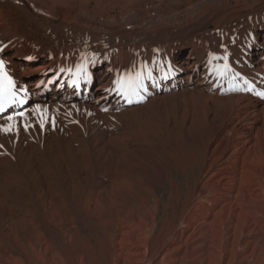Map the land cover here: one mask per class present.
I'll return each instance as SVG.
<instances>
[{"label": "bare ground", "instance_id": "obj_1", "mask_svg": "<svg viewBox=\"0 0 264 264\" xmlns=\"http://www.w3.org/2000/svg\"><path fill=\"white\" fill-rule=\"evenodd\" d=\"M0 57V264H264V0H0Z\"/></svg>", "mask_w": 264, "mask_h": 264}, {"label": "rangeland", "instance_id": "obj_2", "mask_svg": "<svg viewBox=\"0 0 264 264\" xmlns=\"http://www.w3.org/2000/svg\"><path fill=\"white\" fill-rule=\"evenodd\" d=\"M42 32H46V31H42ZM50 33V32H49ZM177 36V35H176ZM64 39V37L63 38H60V39H58V40H61V44L62 45H66L65 44V40H63ZM47 40V41H46ZM57 39H54V38H51L50 37V34H49V37H48V39H45L44 37H43V39H40V40H38V41H35V43L36 44H38V45H43V44H47V43H55V42H57L58 41ZM69 41H72V40H69ZM69 43V42H68Z\"/></svg>", "mask_w": 264, "mask_h": 264}, {"label": "snow or ice", "instance_id": "obj_3", "mask_svg": "<svg viewBox=\"0 0 264 264\" xmlns=\"http://www.w3.org/2000/svg\"><path fill=\"white\" fill-rule=\"evenodd\" d=\"M5 81H7V83L10 85L11 82H10V80H8L6 74L0 73V92H2L3 90H5ZM116 83H117L118 87H120L119 82H116ZM2 110L3 109L0 108V111H2ZM9 119H11V117ZM7 130H10V128L7 129Z\"/></svg>", "mask_w": 264, "mask_h": 264}, {"label": "trees", "instance_id": "obj_4", "mask_svg": "<svg viewBox=\"0 0 264 264\" xmlns=\"http://www.w3.org/2000/svg\"><path fill=\"white\" fill-rule=\"evenodd\" d=\"M10 43H9V45L11 44V41H9ZM14 44V43H13ZM9 45H7V46H9ZM16 45V44H15ZM12 46V45H11Z\"/></svg>", "mask_w": 264, "mask_h": 264}]
</instances>
